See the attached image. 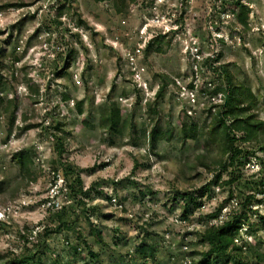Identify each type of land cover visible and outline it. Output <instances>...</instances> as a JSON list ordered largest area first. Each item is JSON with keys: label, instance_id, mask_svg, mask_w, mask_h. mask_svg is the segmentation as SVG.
Wrapping results in <instances>:
<instances>
[{"label": "rangeland", "instance_id": "rangeland-1", "mask_svg": "<svg viewBox=\"0 0 264 264\" xmlns=\"http://www.w3.org/2000/svg\"><path fill=\"white\" fill-rule=\"evenodd\" d=\"M221 66L253 90L264 123V0H136L122 13L112 1L0 0V262L194 264L208 251L203 231L255 194L257 229L244 226L237 245L248 264H264V133L238 143L242 166H220L228 157L209 132L227 88ZM109 103L127 121L122 136L102 127ZM185 122L198 124V141L183 139ZM154 129L166 137L151 151ZM22 150L29 174L14 161ZM66 162L83 170L87 195L71 193ZM209 184L185 218L176 196ZM143 243L155 259L137 252Z\"/></svg>", "mask_w": 264, "mask_h": 264}, {"label": "trees", "instance_id": "trees-1", "mask_svg": "<svg viewBox=\"0 0 264 264\" xmlns=\"http://www.w3.org/2000/svg\"><path fill=\"white\" fill-rule=\"evenodd\" d=\"M99 2L103 1H112L115 3L116 10L119 13L125 12L127 5L130 3L136 2V0H97ZM159 40L156 38L149 42L146 47L145 53L150 55L155 48V44ZM170 43V42H169ZM155 52L163 53L164 49L160 46L156 48ZM72 56H69L68 62L66 64V69L70 68ZM223 73L227 79V88L219 89L218 93H222L224 99L223 103L218 106V112L215 115V118L210 126L209 135L211 138L220 139L221 145L223 147L222 161L219 162L220 166L223 168L229 167H240L242 166V151L239 148V142H254L259 141L264 133V123L257 120L254 116L253 109L254 105L256 106L257 98L251 88H247L244 85H236L234 78L227 66H221ZM67 71L61 72L63 75ZM165 82L160 88L159 92L156 94V99H160L166 87L168 86L167 77H163ZM3 102V99L0 98V103ZM14 107L12 111V117L16 115V110L18 109L17 102L13 100L10 101L9 105ZM80 112L82 111L80 105L78 107ZM14 119H11V125H13ZM101 124L104 130H108L111 133L122 136L124 134V129L127 126V121L122 120V111L118 104L109 103L107 109L103 110L101 115ZM126 125V126H125ZM58 131L61 130V126L57 128ZM182 135L185 141H198L199 139V127L195 122L193 123H184L182 127ZM236 133H240L241 138H237ZM144 135L147 136V132L144 131ZM150 137V149L155 151L159 141L163 140L166 137V134L158 130H152L149 133ZM172 134L167 135V139H171ZM214 139V140H215ZM58 143V153L59 156H63L65 152L64 141L65 138L61 137L57 139ZM262 150L264 151V143H262ZM14 161L19 165V168L22 172L30 173L32 164L31 156L26 150L17 152L14 156ZM61 171L64 177L72 178L70 181L65 180L66 185L70 189L71 193L76 192L77 197L80 195H87L85 191V185L83 178L81 176L83 170L70 164L69 162L61 163ZM136 169V167H135ZM222 178V174L217 176V181L215 185H218V180ZM238 178L235 177L231 182H235ZM71 182V183H70ZM231 182H227L231 183ZM264 185V184H263ZM95 186H92L91 191ZM257 189V188H255ZM212 191V185H206L198 192L181 194L176 196V200L181 197L185 201V213L184 216L187 218V215L191 213L192 209H200L204 206L203 199L205 197H210ZM251 191H254L251 190ZM257 201L255 194L247 195L245 201L242 203V209L240 212L234 213L231 215L229 220L222 222V224H213L210 227H207L201 234L200 242L208 247V251L200 254V259L194 262V264H248L246 259L243 258V247L237 245V239L241 236V231L244 226H248L253 232L256 225L251 221V214L253 213V203ZM258 203H263L261 200L257 201ZM220 211L216 212L211 217L213 219L219 218ZM264 221V217L261 218ZM97 236L101 238V233L96 232ZM139 254L144 255L147 258L155 259V249L150 245L143 243L137 248ZM91 258L96 259L99 256L94 254L92 250L89 252ZM258 260H263L264 255L259 254L257 257ZM0 264H44L42 260L35 261L33 258H14L6 262H0ZM55 264H61L57 261ZM122 264V263H117ZM146 264V263H145Z\"/></svg>", "mask_w": 264, "mask_h": 264}, {"label": "built area", "instance_id": "built-area-1", "mask_svg": "<svg viewBox=\"0 0 264 264\" xmlns=\"http://www.w3.org/2000/svg\"><path fill=\"white\" fill-rule=\"evenodd\" d=\"M53 207V206H52ZM56 208L57 209H61L60 205L59 204H56Z\"/></svg>", "mask_w": 264, "mask_h": 264}]
</instances>
